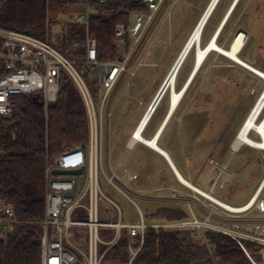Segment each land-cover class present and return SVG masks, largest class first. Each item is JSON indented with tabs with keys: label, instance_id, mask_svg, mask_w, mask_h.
<instances>
[{
	"label": "built area",
	"instance_id": "built-area-1",
	"mask_svg": "<svg viewBox=\"0 0 264 264\" xmlns=\"http://www.w3.org/2000/svg\"><path fill=\"white\" fill-rule=\"evenodd\" d=\"M31 1L0 0V8L14 2ZM81 1L88 11L78 16L73 24L87 29L86 59L82 62L69 59L53 45L49 12L45 38L0 27V118H13L18 115L17 98L21 96L41 97L40 103L43 104L47 117L49 108L58 100L63 74L75 84L87 111L89 142L64 151L47 165L45 216L38 223L43 229L41 264H104L106 255L124 234L128 238V264H134L150 229H178L198 233L206 245L207 231L221 234L236 242L253 264H264V182L256 195L242 207H234L211 194L194 189L197 194L193 196V200L184 203V207L190 209L188 219L153 223L147 222L153 214L145 215L134 198L119 184L116 171L108 166L106 160L104 140L106 120L112 108L111 96L125 74L131 78L136 77L137 71L131 67L142 42L162 9L168 3L176 4L179 0H137L144 9L131 13L129 24L121 23L115 28L116 47L120 58L116 62L99 61L97 41L88 33L94 7L108 4L111 0ZM143 66H146L144 62L138 63V67ZM87 69L89 74L86 77ZM91 83L98 85L97 100L91 90ZM127 87H131L130 81ZM261 98H264V93ZM140 104L143 105V102ZM153 104L154 102L148 107L132 134L130 146L136 142L144 143L138 138V134L142 136L147 124L140 133L139 129L144 119L148 115L150 119L154 114L156 108H153ZM261 119H264V108L257 122L260 123ZM262 160L264 161V155ZM210 163L220 167L214 160ZM118 168L122 169L123 163L120 162ZM224 169V166L220 169L212 192L218 187L223 188L221 178ZM56 171L81 173L59 175ZM102 178L135 206L140 216L139 223L122 222L120 208L102 190ZM137 178L138 175H133V179ZM173 196L176 198V193ZM104 202H109L108 211L102 207ZM145 202L155 201L147 199ZM192 203H197L202 209L203 218H199L193 211ZM187 208L185 209L188 212ZM111 210L117 216L116 221L105 216ZM24 223L19 218L15 205L0 199V240H7ZM137 242L140 243L138 249L135 247ZM247 244L261 247L259 259L249 253ZM212 261V264H219L213 257Z\"/></svg>",
	"mask_w": 264,
	"mask_h": 264
},
{
	"label": "trees",
	"instance_id": "trees-1",
	"mask_svg": "<svg viewBox=\"0 0 264 264\" xmlns=\"http://www.w3.org/2000/svg\"><path fill=\"white\" fill-rule=\"evenodd\" d=\"M32 0L14 2L0 8V27L38 38L46 37L48 12L81 0ZM144 7L137 0H111L94 7L88 33L97 41L98 59L116 62L115 28L129 24L130 15ZM51 23V22H50ZM87 29L69 24L56 47L69 59H86ZM86 71V77L89 69ZM97 100L98 85L90 84ZM18 115L0 118V199L15 205L24 224L18 226L7 240H0V264H41L46 206V169L64 151L89 142L88 117L84 101L72 80L63 74L57 102L46 117L41 97H18ZM149 218L168 222L188 219L182 208H162ZM207 245L198 233L171 229H150L134 264H253L232 239L211 231L205 233ZM140 243H136V249ZM253 257L261 247L247 244ZM259 259V258H258ZM128 238L124 234L106 255L104 264H128Z\"/></svg>",
	"mask_w": 264,
	"mask_h": 264
},
{
	"label": "rangeland",
	"instance_id": "rangeland-1",
	"mask_svg": "<svg viewBox=\"0 0 264 264\" xmlns=\"http://www.w3.org/2000/svg\"><path fill=\"white\" fill-rule=\"evenodd\" d=\"M54 1L59 2L58 0ZM210 1L179 0L176 4L168 3L156 18L132 62V70L137 71L136 77L131 78L125 74L110 99L112 108L110 116L106 120L104 147L106 153L109 149L112 160L118 154H123L128 157L129 162L137 164L136 153L139 148L132 152L126 148V144L171 74L183 52L185 42L189 40L188 38H190L197 26L196 24L202 18L203 11ZM226 1L222 3L216 12L207 31L212 28L211 26L218 19ZM242 8L246 10L242 28L250 34L246 38L249 44L246 53L249 56L262 59L264 64V0H243ZM87 11L84 4H68L64 8L51 9L49 13L50 36L54 46L59 42L66 27L74 23L78 16L86 14ZM195 52L194 49V56L192 54V56H189L181 77L189 71V65L195 59ZM214 57L215 55L207 61L199 72L183 102L182 110L194 99L193 102L196 106L193 110L198 116L195 115L186 119L181 127L177 123L171 125L165 134L164 144L174 150L177 155L190 157L194 150L193 145H190L188 140L191 133H193L192 138L197 144V150L213 153V158L220 164V167L217 168L215 166L211 167L208 162L205 163L206 167L211 169V173L208 175L201 174L200 180L211 184L213 180H217L220 169L223 164H226L234 173L233 180L241 186L236 193V198L249 197L264 178V161L262 160L264 152L248 145H242L240 149L238 147V150H235L234 144H236L237 136L242 129L246 116L256 99L259 98L260 92L264 93V81L262 80L260 84L255 83L253 77L248 78V74H245L249 86L246 89L241 81L245 78H239L234 73L229 72L231 69L227 65H222L226 62L222 61V58L215 59L216 57ZM141 61L146 66L138 67V63ZM214 65L219 69L217 68L218 70L209 73V69ZM235 68L233 67V69ZM141 79H143L142 82ZM129 81L131 82L130 88L127 87ZM171 92V89L167 91L162 105L170 101ZM140 102H143V105ZM158 117H160V114L155 117V120ZM257 134L252 131L250 138L259 142L261 139ZM145 137L149 138L147 135ZM193 140H191L192 143ZM222 151L224 153L218 156L217 153L221 154ZM188 160L190 162V159ZM192 171L196 176L201 173L194 166ZM224 179L225 177L222 176L221 180ZM101 187L105 195L120 208L123 223L135 224L140 222V216L135 206L109 186L103 178L101 179ZM228 193V188L221 189L218 187L212 195L226 201L225 196ZM106 202L103 203L102 207L108 211L110 206L109 202ZM230 204L237 205L232 202ZM138 205L145 215L147 211H155L157 208L155 205L140 202H138ZM191 206L199 218L204 217V212L197 203H192ZM113 212L114 210H111L105 216L111 221H116L117 216ZM188 213H190V209H188ZM147 222L165 223L166 221L164 219L149 218Z\"/></svg>",
	"mask_w": 264,
	"mask_h": 264
},
{
	"label": "crops",
	"instance_id": "crops-1",
	"mask_svg": "<svg viewBox=\"0 0 264 264\" xmlns=\"http://www.w3.org/2000/svg\"><path fill=\"white\" fill-rule=\"evenodd\" d=\"M211 1L209 2L205 10L209 8ZM224 1L225 0H219L216 7L211 12L208 18L209 20L206 22V25L202 32V39L200 45L201 48L207 47L214 39H216L215 41L221 49L230 50L231 47L233 46L235 39L240 33L246 34L247 37L250 36L249 32L242 28L243 26L242 21L244 20L243 17L246 11L244 8H242L243 0H227L225 7L221 11L218 19L213 24V26H211L212 28H210V30L207 31L213 17L215 16L216 12L218 11V9L220 8V6ZM205 10L203 11V13L205 12ZM188 41L189 40H187L186 42L188 43ZM186 42L185 44L187 45ZM186 45L184 46L186 47ZM248 45H249L248 41L246 40L244 47L238 54L239 58L243 60L245 63L259 70L260 72H264V64L262 63L263 60L260 58L257 59L255 58V56L247 55L246 49ZM197 48H198L197 46H194L192 48L190 53H188V55L186 56L179 71L177 72V78L174 87L175 90H172L171 92L172 94L170 97V101L162 105L165 96L163 97L161 102L157 105L154 114L149 119L147 126L144 130V133L142 134L143 138L148 141L157 140L156 141L157 148L153 147L152 145H148L140 142H136L132 146H130L132 134L135 132L136 129L135 128L126 144V148L131 150L132 152H134L135 150H137V148H139V151L136 153L137 164L129 162L128 157H126L123 154H118L117 156H115V159L112 160L109 149L106 153V160L108 166L116 171L119 184L125 189V191L129 195L132 196V198H134L136 203L138 204V202H140L147 205H152V206L155 205L157 207L155 211H147L148 214H155L159 209L167 208V207L182 208L187 212V210L185 209L186 207H184V203H189L193 200V196L197 194L194 191V189H197L203 193H207L211 195L217 190L216 188L212 192V187L216 180H213L211 184L210 182H205L204 180H200L201 174L208 175L209 173H211V169L209 167L207 168L205 163L208 162V164L212 167L213 165L210 163V161L211 160L216 161V160L212 156L213 153H208V151H204V150H200V151L197 150L196 147L197 144H195V141L192 138L193 133H191L188 140L189 144L193 145V150H194V151L192 150L193 153H191L190 157H187V155H186L187 158L185 157V155L181 157L180 155H177L174 152V150L165 146L164 144L165 134L171 125L173 126L175 123H177L179 127H181V124L186 119L195 115L198 116L197 113H195V111L193 110L194 107L196 106V104L193 102L194 99L191 100L185 106L184 110H182V106L185 97L189 94L199 72L202 70V68L207 63V61L209 59H212L213 55H215L216 57V58L214 57L215 59L222 58L221 60L226 62L225 64L222 65H227V67L232 70V71L230 70L229 72L234 73L235 76L239 78H245V80H241V79L240 80L242 81V85L244 84L243 86H245L246 89L249 86L247 85L248 79L245 77V74H248L247 75L248 78L253 77V81L255 83L260 84L262 80L264 81V79L254 71L242 66L238 62L228 58L227 56L215 50H212L207 56L202 66L198 67L199 64L197 59L198 58ZM194 49L196 50L195 59L193 60V63L189 65V71L183 77H181V74L185 68V64L189 56L191 54L194 56ZM233 67H236L237 69L236 68L233 69ZM132 68L133 66L131 67V69ZM217 68L219 69V67H217L216 65L212 66L209 69V73L213 72L214 70H218ZM224 73L226 74L227 72ZM142 80L143 79H141L140 81L142 82ZM173 92H177V93L184 92V96L182 97V100L175 108L173 107V103H172ZM259 95L261 96L262 92H260ZM260 96H258L259 98L256 99L255 103L253 104L251 110L249 111L242 125H244V123L247 121L252 109H254L255 105L259 102L258 100H260L261 98ZM158 114H160V117H158L155 120V117ZM145 135H147L149 138H146ZM191 140H193V143L191 142ZM242 145H246V144H242ZM242 145H240L238 149H240ZM233 149H235V147H233ZM238 149L236 148L235 150ZM223 153L224 151H222L221 154L217 153V155L221 156ZM188 159H190V162ZM120 162L123 163L122 169L118 168V164ZM193 166L196 168L197 171L199 170V172H201L200 174H198V176H196L193 173L192 171ZM223 166L225 168L223 171V176L225 177V179L221 180L223 184V188L221 189H227V188L229 189V193L226 194L225 196L227 200L224 201L215 196L214 197L232 206L234 205L230 204V202L236 203L237 205H235L234 207H242L246 205L261 189L262 184L264 182V178L260 182L257 189L249 197L236 198V193L240 190L241 186L240 184H238L236 181L233 180L234 178L233 171L228 166H226V164H223ZM124 169H126L127 171H125ZM133 175H138V178L133 179ZM183 180L186 181L187 184L183 182ZM174 193H176L177 195L176 198H174L173 196ZM147 199L155 202L146 203L145 200Z\"/></svg>",
	"mask_w": 264,
	"mask_h": 264
},
{
	"label": "bare ground",
	"instance_id": "bare-ground-1",
	"mask_svg": "<svg viewBox=\"0 0 264 264\" xmlns=\"http://www.w3.org/2000/svg\"><path fill=\"white\" fill-rule=\"evenodd\" d=\"M217 0H212L211 4L209 5V8L204 12L201 20L199 21L197 27L195 28L194 32L192 33L185 49L182 52V57L179 60L178 63H176V67L174 72H172L169 77H168V83H170L169 89L171 90H175V83H176V78H177V69L179 67V65L181 64L182 60L184 59L186 53L192 50V48L194 46H197V54H198V67H201L202 64L204 63V61L206 60L207 56L209 55V53L212 50L218 51L220 53H222L223 55L227 56L228 58L238 62L239 64H241L242 66L254 71L255 73H257L259 76H261L264 79V72H260L259 70L255 69L254 67L250 66L249 64L245 63L243 60H241L238 56V54L240 53V51L242 50V48L245 45V41L247 36L244 33H240L237 38L235 39L233 46L231 47L230 50H224L221 49L217 43H216V39H214L210 45H208L205 48H201V39H202V28L205 24L206 21H208L209 16L213 10L214 5L216 4ZM208 19V20H207ZM189 51V53H190ZM185 60V59H184ZM184 62V61H183ZM184 96V92L182 93H177V92H173V99H172V103H173V107L175 108L179 102L182 100V97ZM262 96V95H261ZM157 97V96H156ZM158 102L154 101L153 104V108H155L158 104ZM264 108V98H260L259 102L257 103V105L255 106V108L253 109L252 113L250 114V116L248 117L247 121L244 123L242 129L240 130V133L237 136V141L235 144V147L238 148L240 145L242 144H246L250 147L253 148H257V149H261L264 150V119L262 122L258 123L257 119L260 116V114L262 113V110ZM150 115H148L145 119L144 122L142 123L140 129H139V133L143 130V128L145 127V125L147 124L148 120H149ZM252 131H255L256 133H258L261 137V141L257 142L254 141L253 139L250 138V134ZM138 138L141 139L142 142H144L145 144L148 145H152L153 147L157 148L156 145V141L157 140H153V141H148L146 139L143 138V136H140L138 134ZM183 182L186 183V181L183 180ZM187 184V183H186ZM189 185V184H188ZM190 186V185H189ZM194 189V188H193Z\"/></svg>",
	"mask_w": 264,
	"mask_h": 264
},
{
	"label": "water",
	"instance_id": "water-1",
	"mask_svg": "<svg viewBox=\"0 0 264 264\" xmlns=\"http://www.w3.org/2000/svg\"><path fill=\"white\" fill-rule=\"evenodd\" d=\"M218 2H219V0H217L216 4H215L214 7H213V10H214V8L216 7V5H217ZM213 10H212V11H213ZM207 20H208V19H207ZM206 22H207V21H206ZM206 22H205V24H204L202 30L204 29V27H205V25H206ZM245 35H246V34H245ZM186 48H187V47H186ZM189 51H190V49H189ZM189 51L186 53L184 59H185L186 56L188 55ZM181 57H182V55L180 56L179 60L181 59ZM184 59L182 60V62H181V64L179 65L178 69L176 70L177 72L179 71L181 65L183 64ZM179 60H178V62H179ZM178 62H177V63H178ZM175 67H176V65H175ZM175 67L172 69V72H174ZM172 72H171V73H172ZM169 86H170V83H168V78H167L166 81L164 82L162 88L160 89L159 93L157 94V97H156V101L158 102L157 104H159V103L161 102V100L163 99V97L165 96V94L167 93V91L169 90ZM41 105H43V104L41 103ZM156 107H157V106H156ZM156 107H155V108H156ZM55 173H56V174H59V175H76V174H80L81 172H80V171H78V172H74V171H56Z\"/></svg>",
	"mask_w": 264,
	"mask_h": 264
}]
</instances>
